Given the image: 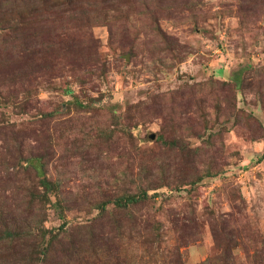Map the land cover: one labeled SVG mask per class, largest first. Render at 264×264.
Listing matches in <instances>:
<instances>
[{
	"label": "rangeland",
	"instance_id": "374dc122",
	"mask_svg": "<svg viewBox=\"0 0 264 264\" xmlns=\"http://www.w3.org/2000/svg\"><path fill=\"white\" fill-rule=\"evenodd\" d=\"M76 6L82 25L56 9L37 26L41 43L76 39L54 59L0 37V218L58 227L32 196L45 174L69 240L91 219L99 231L88 264H264V0ZM138 183L158 196L98 216L96 200Z\"/></svg>",
	"mask_w": 264,
	"mask_h": 264
},
{
	"label": "trees",
	"instance_id": "16d2710c",
	"mask_svg": "<svg viewBox=\"0 0 264 264\" xmlns=\"http://www.w3.org/2000/svg\"><path fill=\"white\" fill-rule=\"evenodd\" d=\"M81 0H0V37L7 33L12 32V39L21 40L23 39L24 45L25 40H29L31 43L30 48H26L32 55H42V59H54L56 58L55 51L60 50V55L62 51L72 48L76 45L75 40L71 39L66 42L48 40L45 43H41L36 40L39 36L37 26L43 23L47 18V15L50 14L52 10H56L55 13L68 14L66 20L71 22V20H77V25L80 24V21H83L84 18L80 19L75 14H82L76 4ZM110 3H115L116 0H107ZM161 2L171 1L174 4L177 0H159ZM75 6V7H74ZM102 17V14L95 15L93 17L106 18L107 12ZM93 20L88 19V23L97 22L99 18H92ZM90 21V22H89ZM103 22V21H102ZM26 25H33L32 28L27 29ZM68 28H62L63 31L71 29V26L65 25ZM27 32V34L25 33ZM28 39H26V37ZM39 39V38H38ZM73 40V41H72ZM35 42V46H34ZM75 44V45H74ZM58 57V56H57ZM229 73V72H228ZM222 82L231 78L229 73L228 79L222 78V75L219 77ZM69 92V91H68ZM91 103V102H89ZM75 104V103H74ZM133 136V135H132ZM158 139H161V135H158ZM169 144V143H167ZM31 159H25L23 166H32L35 168L37 173H39L36 166H33ZM41 167V166H39ZM201 177H197L193 180V183L200 180ZM190 183V182H189ZM38 184L39 188H34L32 192L33 200L37 199L39 201L48 200L52 205L60 210V217L63 220L61 224L57 227H44L42 222L41 224L37 223V220H31L27 222V216L25 213L19 212L17 210H12L11 216L9 219L7 215H4L0 218V251L3 250L4 245L8 247L16 248L19 250V257L16 258L15 255L11 258L7 257V260L0 258V264H23L25 262L35 263V264H51L53 257L64 256L61 264H73L74 258L79 260L80 264H88L89 258L97 254L95 248L99 245L98 239H101L99 236V231L94 227V223L91 219L92 224L86 226L85 230L78 228L76 234L73 236L76 239L75 241H70L69 232L64 226L66 224L65 215L63 213L64 208L67 210L66 205L61 204V200L58 194L59 186L48 179L45 174H42L39 177ZM145 187L138 183L135 186L126 188L124 191L117 195H112L111 197H106L104 200H96L95 208H98V216L105 213L108 209L113 208L116 211H123L125 209H131L132 207H137L139 204L144 203L148 197L158 196V192L154 191L149 196L148 190L154 189V187ZM97 219V218H96ZM37 230L36 233H31V228ZM30 242V243H29ZM13 243L18 245L12 246ZM10 249V248H9ZM17 254V251H15ZM108 259L107 264H118L114 261H110L109 256L106 255ZM51 259V260H50ZM57 264H60L57 261Z\"/></svg>",
	"mask_w": 264,
	"mask_h": 264
},
{
	"label": "water",
	"instance_id": "95a60500",
	"mask_svg": "<svg viewBox=\"0 0 264 264\" xmlns=\"http://www.w3.org/2000/svg\"><path fill=\"white\" fill-rule=\"evenodd\" d=\"M153 137H154V133H151V134H150V138H153Z\"/></svg>",
	"mask_w": 264,
	"mask_h": 264
}]
</instances>
